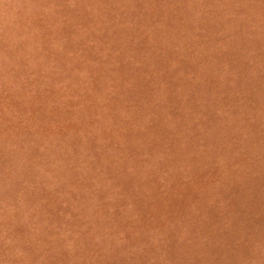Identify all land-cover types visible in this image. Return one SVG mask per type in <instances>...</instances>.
I'll use <instances>...</instances> for the list:
<instances>
[{
	"label": "rangeland",
	"instance_id": "obj_1",
	"mask_svg": "<svg viewBox=\"0 0 264 264\" xmlns=\"http://www.w3.org/2000/svg\"><path fill=\"white\" fill-rule=\"evenodd\" d=\"M0 264H264V0H2Z\"/></svg>",
	"mask_w": 264,
	"mask_h": 264
},
{
	"label": "clouds",
	"instance_id": "obj_2",
	"mask_svg": "<svg viewBox=\"0 0 264 264\" xmlns=\"http://www.w3.org/2000/svg\"><path fill=\"white\" fill-rule=\"evenodd\" d=\"M0 2H2V0H0Z\"/></svg>",
	"mask_w": 264,
	"mask_h": 264
}]
</instances>
